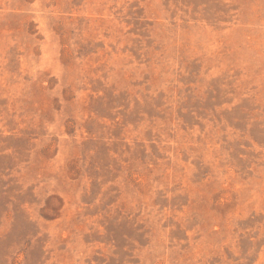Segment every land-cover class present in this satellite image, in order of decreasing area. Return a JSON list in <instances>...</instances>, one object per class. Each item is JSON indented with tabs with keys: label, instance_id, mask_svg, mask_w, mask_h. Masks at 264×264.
<instances>
[{
	"label": "rangeland",
	"instance_id": "obj_1",
	"mask_svg": "<svg viewBox=\"0 0 264 264\" xmlns=\"http://www.w3.org/2000/svg\"><path fill=\"white\" fill-rule=\"evenodd\" d=\"M0 264H264V0H0Z\"/></svg>",
	"mask_w": 264,
	"mask_h": 264
}]
</instances>
